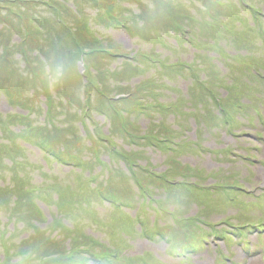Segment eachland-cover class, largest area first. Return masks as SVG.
<instances>
[{
  "label": "rangeland",
  "instance_id": "obj_1",
  "mask_svg": "<svg viewBox=\"0 0 264 264\" xmlns=\"http://www.w3.org/2000/svg\"><path fill=\"white\" fill-rule=\"evenodd\" d=\"M254 1L264 8V0ZM73 2L74 0L52 1V3L58 7L63 17H65L69 26L73 23L70 19L72 13L69 9ZM115 2L117 5V11H121L122 13L126 14L130 13L134 16L132 29L128 33H126L119 26H112L109 28L108 23L105 28L99 26L102 24V22H100L101 18L95 14V6H93L86 0H83L84 4L81 16L82 20L89 19V22L92 23L95 30L98 31L101 35L103 44L110 47V50L112 52H123V50L126 49V52L130 54L131 52L136 50L137 52L141 50H152L156 51L155 53L163 56L166 60L187 59L189 61H196L195 58L197 56H206L210 53V44L213 42L218 47L232 48L235 41L242 38L243 35H249V38H254L253 28H242L240 26H237L234 27V30L238 31L237 33L222 32V34L218 37H212V40L210 41L209 39H207V41L204 39L206 42L200 41L196 50L195 47L187 44L182 38V36H174V32L172 31L171 27H165L167 25H164L163 27L166 29L157 27L161 23V17L155 10L157 8V5L154 1L145 0V3L140 6H136L137 3L131 0H115ZM125 6L128 7L125 8ZM40 13L44 16L52 18V16L50 15L51 13L49 12L41 10ZM229 21L232 25L234 24L233 20ZM261 27L264 28V25H262ZM194 33L195 36H198L197 30L193 32V34ZM68 36H70V34L66 31L65 35L64 33L59 34L58 38H62V41L64 42L61 43L59 41L60 47L65 48V44H70V39ZM52 37H54L52 34H46L44 32L41 44L46 45L44 39ZM54 39L52 42L53 45H55ZM158 39L164 40V42ZM179 39H181L182 41H179ZM178 41L179 43L177 44L172 43ZM251 42L254 44V48L250 47L249 43L247 42H244V45L246 44L245 47L237 46L234 48L236 50L234 52L237 55L235 56L236 60L232 61L233 63L237 64L238 61H241L242 59L260 58L264 56L260 47H255V43H258V41L255 40ZM59 43L57 41V44ZM247 46L250 47V50L247 49ZM50 51L54 53V50L52 48H50ZM62 55L65 56V59L61 58L59 55L50 56V59L53 58V63H59L58 61L54 62V60H58V58H60L61 61H67V63L63 64V67L67 68L68 66L69 70L66 73L63 72L64 78L62 77L60 81L62 85L59 82L58 85L60 86L55 85L51 90L52 92L57 94L56 97H58L59 89H64L66 86L62 82L64 79H66V81H69V79L70 81H74L75 79L78 80V77L75 74V67L77 66L75 62L77 61V58H74V56H72L73 58H71L64 54ZM113 58L114 57H112L111 59L105 58L103 61L99 62L103 71H107V69H109V65H107L109 62L114 64L115 66L116 60H113ZM139 59L140 61H143V58L140 56ZM37 66L39 68L45 69L42 63L37 64ZM241 66L242 65L240 64L236 65V67ZM147 68L149 67L143 66L142 72H144V70ZM248 70L249 69L247 67L246 73ZM72 75H74L75 77L71 78ZM225 75L230 77L231 81H237V79H235V76H240L238 71H235L230 68H227L225 70ZM176 76L177 75H173L172 77ZM93 77L94 75H92V78ZM70 81L69 85L71 86L73 83L71 84ZM252 81L254 84L252 95L257 96V99L260 100L264 96V81L257 80L255 78H252ZM174 82H177L176 86L179 88L177 89L176 93H168L170 100H177L181 102L183 89L180 87H183L184 84L186 85L187 82L185 81V79L180 80L176 78L174 79ZM26 87H28V85ZM44 87L45 83L42 81V79L36 82L35 86L33 87L34 90L31 99L35 97H40ZM194 88H196V86H194ZM30 90V88L23 90V93L26 94L27 98L29 97ZM3 91H5V88L0 89V118H4L5 120H7L9 119L8 113L12 112L11 110H13V108L11 109L10 107L6 106V101H8L11 97L8 96V94L10 93ZM248 92L250 93V91ZM164 94L166 95L167 93ZM194 96H197L195 92ZM133 97H139V91L134 92ZM188 97L190 99H193L191 94L190 96L188 95ZM61 101L62 99L60 97H58L56 101H54L53 99L52 104L55 109L51 108V112L46 115V118H53L58 124H60L64 128H67L66 124L69 123V119L71 116H73V111L76 112V109L69 108V106L64 105ZM143 103H146V101L143 100ZM39 104L40 103L38 100L35 103V106L37 107V112L33 114L31 120H36L38 124L41 125L42 121L41 116H39ZM14 105L15 103H13V106ZM253 105H258V102L253 101ZM24 106L29 107L28 105ZM188 106L190 107V103H187V100L183 101L179 105V110ZM128 108L134 110L135 106L132 104H128ZM250 108L252 109L253 106H251ZM14 109L16 110V108ZM261 109L263 108L261 107ZM19 111L24 112V109H19ZM204 112V120L199 119L197 117L195 119H192L191 115H185L182 113L179 116L173 117V119H170L168 115H164L162 116V118L167 119V124L164 127L159 126V128L160 130H167L169 129V126H171L174 128L173 130H175V132L169 130L171 133L180 136L181 132H184L188 135L187 137H184L185 139L188 140L189 137H193L197 140L206 143H212L214 144V146L217 147L218 151H225L224 148L226 146L235 145L237 148H241L240 145L245 147L246 142H253V140L250 139L251 137H253V132L255 130L250 127V123H247L243 119V114L238 115L239 119H237L235 123V129L237 131L241 130L243 136H241L239 139L229 140L228 137L223 138L226 135L223 129H221L220 127H216L213 124H207L206 121H212V118L208 115L207 109H205ZM67 114L68 116L66 117V119L62 121L61 118L66 116ZM119 117L120 116H118V118L115 120L117 123L113 125L114 128L120 126L118 123L120 119ZM155 119L156 117H153L152 120L148 121L147 126H149V131H153L155 129L154 127H158V125H155L152 122ZM73 121H77V118L74 116L72 124ZM6 129L11 130L10 126L6 127ZM6 129H4L0 138V141L4 145L6 144V138L11 137L8 135V131H6ZM145 129H147V127ZM45 130L47 132V135L54 131L53 128ZM73 130L77 134V136L76 134H74V136H76L75 139H77L78 130L76 129V123ZM64 134H66V137H74L72 133L68 132V130L65 131ZM113 137L116 141L119 138L118 135H114ZM50 138L51 140H54L53 137ZM248 139L249 141H247ZM79 140H82L83 145L85 144L84 139ZM79 140L78 143L75 141L74 145H72V148H70L73 149L74 153V155H72L73 160L71 161L79 163L78 167L73 168H71V166L73 165L64 164L60 161L58 165L54 162L52 158H48L47 161L44 160L42 153H39L37 149H35L34 153L33 151L14 152V150H12L11 148L8 153H5L3 155L2 160L4 163L7 162L8 158L13 157L14 159H16V161L18 160L20 162V166L17 162H14L12 165H10V173L8 174L10 176L12 175L13 165L19 167L15 168L14 170L20 177L25 176L27 178L23 180L22 188L32 192L35 203L40 205L45 211L44 214L42 211H38L35 206L27 205L26 209L24 210L25 216L28 217L30 220H34L35 224L27 221L23 226H21L20 224L19 228H14L13 230L11 229L12 226L10 224L6 222L3 223L1 221L5 218V215L1 217L0 237H2L1 241H4L6 248H3L0 245V255L4 252L5 259H7L9 263L14 264L20 261V264H63L64 262L68 264H94L96 257L92 253L99 256H107L111 260V262H108L107 258V264H133L129 262L128 258H125V255L131 256L132 258H136L138 255H143L147 257L150 253L158 257L153 261H149V263L145 264H157L158 260L160 259L165 264H211L214 258H218V254L216 253L215 249L216 245L218 243H221V239L223 238L222 236L216 234L218 232L215 231L216 229H219L218 231L221 232L225 229V227H223L224 225L228 227L227 223L222 221L223 218H228L227 222H234L232 219H230V217H227V215L234 213L235 211H237V209H234L232 206H227L225 204H222L220 205L221 207H218V205L222 203V199L219 196H215L216 200L210 204L206 203L205 201H198L196 206L192 202L185 204L184 201L181 202L180 200L173 199L177 195L173 197L171 196V194H177L175 193V190L177 188L173 187L175 183H170L169 185H172V188H169L168 192L163 194L165 198H163L162 200L164 205L166 206L165 208H167L169 211H173V214L164 213L162 215H159L158 219L156 218L154 220L155 216L157 215V212L154 209L153 204L151 202H147L146 197L139 196V200L137 201V207L135 209L137 212L143 214L142 217H144V221L140 219V221L143 222L142 229H144L143 231L145 233L152 235V242H154L155 240L158 241L153 246H151L152 251L150 252L151 248L149 246L151 242L145 239V235L142 234L143 231H140V227L136 223V221L133 220V227L130 226L126 230V216L122 213V211L119 210L120 208L122 209V207H116L115 209H113L112 204L107 203L102 199L98 198L95 194H93L92 190L89 189V186H93L94 184L99 183L100 187H102L103 190L109 196H112L121 201L129 202L132 207L129 209H123V211L130 217L133 212V206L136 205V189L134 183L128 179L127 175H124L127 180V185L124 186L125 179L124 177L120 178L121 173H125L121 160L111 156V162L108 161L107 165L99 164L97 162L98 158L107 159L106 152H104V150H98V147L103 144L96 143L91 149L79 148L83 146L80 145ZM106 144L108 143H105V145ZM193 149H195L194 146L191 148L187 146H178L177 152L185 153L183 154V161H186L188 163H194L196 166H199L201 169H204V172L208 171L207 174L203 173L204 177L208 176L210 173H212V170L215 166L210 163V160L207 158L206 153H201V158H198V152H196L198 156H195L194 153H190ZM111 153L118 154L116 152ZM133 153L137 155V157H139L141 161H145L147 164L152 163L157 167H159L161 164H165L163 159L164 155L159 154L151 148L145 149L143 147L141 149H136ZM222 153L224 158H229V156H232L225 152ZM235 158L236 159H233L230 164L223 167H225L226 170L239 171L241 172V175L244 176L245 170L242 169V164L245 161L242 160V163L237 165L235 163L239 162L234 161L239 158ZM104 159L102 160L105 162ZM128 159L129 158H126V160ZM246 163L250 165L249 161H247ZM181 165L182 163L176 165L173 169L168 168V170L181 172L177 174V176H193L191 172L185 171L180 168ZM209 166L210 168H208ZM251 166H254L255 170L259 171L258 174H260V172L264 173V169H261L258 164H254ZM89 172L91 174H89ZM92 175L95 176V180L91 183L89 179L92 178ZM110 175L112 177V183H110L109 181ZM139 178H141L142 183L146 185L153 193L157 192L156 183H149L148 179L142 177ZM261 180H263V177L260 175H257L254 178V181ZM103 181L107 182L106 186L100 183ZM189 184V186L192 188L191 183ZM31 189H34V191H31ZM179 190L182 195L185 193V190H183L182 188H179ZM162 191H166L165 186H163ZM23 193L24 192L22 191L21 194ZM64 194H67L68 197L70 196L75 198L71 209H65V203H63V207L61 208V206L58 205V202H56L57 196H60L61 198V196H64ZM190 195L192 196L193 193H185V200H190ZM200 195L201 192H199L197 196L198 199H200ZM143 198H145L144 201ZM210 198L212 199L211 196L207 195L204 197L203 200ZM239 199H242V197L240 196ZM31 201L34 203L33 200ZM64 201L68 203L69 200L65 198ZM253 210H264V205L261 203L260 209ZM51 212L58 219L57 222H60L61 224L57 222H52L49 219ZM196 214L202 217L199 220L204 221V223H201V221H198L194 218L195 216H197ZM249 217H254L253 219L255 220L257 217V212H252ZM153 221L154 224H152ZM131 222L132 219H129V223ZM215 223H217L216 226H214ZM67 227L71 230L70 232H68L69 229ZM201 228H203L205 235L201 233ZM206 228H208L209 231L215 233H210L209 235L208 233L206 234V232H208ZM191 233L195 234L197 237L193 235L192 237L189 236L186 238V235ZM172 234H177L178 239L175 238ZM203 235L207 237L208 245L202 244L201 237H203ZM87 236L94 237L95 243L88 241ZM52 238L59 239V243L61 244H67L68 250H61V252L64 253L66 257L43 258L41 259V261H39L40 258L35 260L36 257L32 259V255L28 250L27 244L33 241L34 239H36L39 243H42L44 242L43 240H45L51 244L54 243L52 242ZM19 240H22V242H24V246H22V250L24 253L23 256L20 255L18 251L20 246L17 245V242H19ZM178 240L184 243L180 244ZM165 243H167V246L165 245ZM104 244L105 246H103ZM86 247H89L90 251H87L89 249H85ZM165 248L166 251L164 252ZM189 248H194V250L196 251L188 252L187 250ZM234 249L236 251V256L242 257V254L239 252L238 248L235 247ZM50 251L51 250L49 249L45 251V253L48 254ZM113 251H117V256L115 258L110 255V253ZM167 251H170L169 253L171 255L167 253ZM172 254H179V257H176L177 255L173 256ZM183 254L186 255L184 260H178L180 257L183 256ZM25 256H27V259L22 261ZM96 262H101V259L99 262L96 260ZM136 264H140V261ZM159 264L163 263L159 262Z\"/></svg>",
  "mask_w": 264,
  "mask_h": 264
},
{
  "label": "clouds",
  "instance_id": "obj_2",
  "mask_svg": "<svg viewBox=\"0 0 264 264\" xmlns=\"http://www.w3.org/2000/svg\"><path fill=\"white\" fill-rule=\"evenodd\" d=\"M62 76H63V68L59 63L48 64V66L45 68L44 72L42 73L43 82L49 87H53L57 85L61 81ZM26 259L27 256H25L22 259V261Z\"/></svg>",
  "mask_w": 264,
  "mask_h": 264
},
{
  "label": "trees",
  "instance_id": "obj_3",
  "mask_svg": "<svg viewBox=\"0 0 264 264\" xmlns=\"http://www.w3.org/2000/svg\"><path fill=\"white\" fill-rule=\"evenodd\" d=\"M50 1H56V0H50ZM156 2L158 1V2H160V3H163V0H155ZM79 27V29H80V26H78ZM75 32H80V34H78L79 35V37L81 38L82 37V35H83V33H82V31H74V33ZM82 39V38H81ZM53 40V39H52ZM73 48H71L70 50H72ZM69 50V51H70ZM73 51V50H72ZM77 52V51H76ZM80 55H81V53L79 54V58H80ZM53 246H54V244H53ZM56 247V246H55ZM44 254V253H43Z\"/></svg>",
  "mask_w": 264,
  "mask_h": 264
}]
</instances>
